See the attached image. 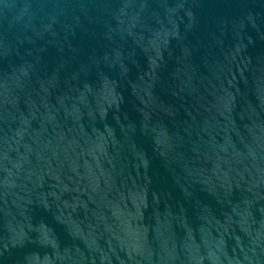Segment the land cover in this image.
I'll return each instance as SVG.
<instances>
[{"label":"water","instance_id":"water-1","mask_svg":"<svg viewBox=\"0 0 264 264\" xmlns=\"http://www.w3.org/2000/svg\"><path fill=\"white\" fill-rule=\"evenodd\" d=\"M0 264H264V0H0Z\"/></svg>","mask_w":264,"mask_h":264}]
</instances>
